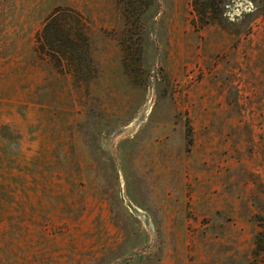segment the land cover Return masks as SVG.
Instances as JSON below:
<instances>
[{
  "label": "rangeland",
  "instance_id": "1",
  "mask_svg": "<svg viewBox=\"0 0 264 264\" xmlns=\"http://www.w3.org/2000/svg\"><path fill=\"white\" fill-rule=\"evenodd\" d=\"M59 1L88 19L79 76L37 42ZM249 3L216 21L155 0L127 59L115 0H0V264H264V0Z\"/></svg>",
  "mask_w": 264,
  "mask_h": 264
},
{
  "label": "trees",
  "instance_id": "2",
  "mask_svg": "<svg viewBox=\"0 0 264 264\" xmlns=\"http://www.w3.org/2000/svg\"><path fill=\"white\" fill-rule=\"evenodd\" d=\"M115 1L124 19V25L117 36L121 43L123 57L128 59V57H132L134 51L135 54L137 53V47L136 42L124 38V31L128 29V26L130 29H144L143 19L153 9L156 10L157 5L155 0ZM242 1L245 2L248 11L246 9L240 10L238 13H234L232 17H229L228 20L245 19V14H249L252 9L249 2H253V0H194L195 5H197L195 11L201 20L210 18L211 14L214 13L215 19L218 21V16H224L225 10L229 6ZM200 5L201 7L198 8ZM51 6V11L44 18L42 28L37 33V42L45 54L53 55V58L58 59L59 66H62L63 62L65 63L62 66L64 72L68 71L75 76H79L83 74L86 68L85 62L91 57L88 19L82 11L69 3L59 1L51 4ZM204 23H206V20ZM138 34L140 36V33ZM127 240L126 238L123 239L118 246L127 245ZM254 245L257 251H264V227L262 231L255 235ZM114 252V249H109L110 254ZM103 255L106 254L104 253ZM99 260L101 261V259Z\"/></svg>",
  "mask_w": 264,
  "mask_h": 264
}]
</instances>
